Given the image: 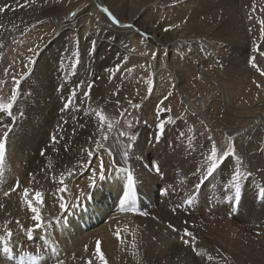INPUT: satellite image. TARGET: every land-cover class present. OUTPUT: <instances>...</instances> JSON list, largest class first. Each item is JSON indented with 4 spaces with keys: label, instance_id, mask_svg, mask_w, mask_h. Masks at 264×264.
I'll return each mask as SVG.
<instances>
[{
    "label": "bare ground",
    "instance_id": "6f19581e",
    "mask_svg": "<svg viewBox=\"0 0 264 264\" xmlns=\"http://www.w3.org/2000/svg\"><path fill=\"white\" fill-rule=\"evenodd\" d=\"M167 1L170 4V10L175 13L176 17L173 20L176 22H183L187 16L185 14L192 13V15L189 14L191 16L187 22L181 23L188 31H183V26H181L178 30L174 29L176 30L175 32H164V28L150 24V22H154L150 17L152 15L149 14L151 13L150 8L152 6L155 7L153 8L155 15L159 14L160 11L158 3H150V0H92L90 6L84 12L77 13L74 20L56 19V17L50 20L52 22L47 26L50 33L47 31L48 34H44L45 39L40 45L38 43L35 44V46L38 44L39 48L36 49L31 57L34 63H28L26 68H23L20 72V76L17 77L21 81V92L13 108V117L10 118L6 114H0V121L11 125V131L6 140L4 174L0 176V236L6 234L5 222L10 221L11 223L7 227L8 230L13 232V237L9 246L14 249L11 261L0 250V264H33V262L26 259L22 260L20 255L23 252L35 255L37 248H40L41 253H44L40 256L38 264H56L57 258L63 260L64 264H81L84 262L85 257L88 260L96 258L95 252L88 253L86 250L87 242L93 243L97 238H105L104 247L109 248L111 240L116 239L114 236L117 231H119L121 236L124 235L119 228L122 224H127V222L131 224L133 220L130 216L114 215L115 208H105L103 221L106 222L90 229L88 233H84L82 227L71 224L74 217H79L87 207L90 210L94 209L93 204L90 203L91 192L93 191L88 187L91 182L90 173L87 175L75 174L67 178L65 180L68 188L67 193H58L57 189L60 187L58 181L62 173L66 174L69 169L73 168L77 170L81 168L79 167L80 164H83V170L85 171L89 167L93 169L97 160L96 157L103 155L104 163H106L105 175L107 179L103 181V184L106 185L108 183L106 185L108 194L114 192L115 196L120 197L119 200H122L123 191L127 190L126 175L128 172L133 174L135 184L137 183L136 186L138 183L142 187L144 185L149 186V181L154 180L156 177L153 174V169L148 167V162L154 154V148L146 151V141L153 140V136H158L159 145L163 146L164 150L171 147L186 148L189 153H193L195 147L199 148L198 139L206 140L204 137L206 135L203 133V129L200 128V122L197 121L196 117L190 118L194 122L196 121V124H198L196 126L179 117L165 126L163 135L158 130H141V135L129 153V157H124L123 162L118 163L117 159L119 158L114 155L109 161V155L103 151L96 156L94 153L91 164L87 163L88 158L84 150L93 148L94 144L88 142L89 136H92L94 141L101 138L96 128L98 121L95 115L92 114L89 102L83 100L81 92L77 93L78 99L74 103L78 104L82 111L77 112L74 108L62 111L63 104L70 95L68 93L71 92L69 90L73 86L72 83L78 81L79 74L85 70L78 64L79 70L81 68L82 70L81 73H78L79 70L77 71V79H74V75L71 77L74 71L72 67L54 64L52 58L54 53L51 48L52 44H55L61 36L67 37L74 33L78 38L79 44L88 43L87 45L91 46L92 51L94 47H102L104 58H101L103 60L101 63L99 61L96 62L95 57L91 59L88 54L85 60L91 61L89 63L92 66L95 77L103 78V73H108L109 70L112 71L115 65L122 61L128 59L127 63L129 64L138 63L144 61L143 57L147 56L153 64L155 77L165 76L167 77L166 81L171 86L174 84L179 88L182 101L193 116H198L207 128L220 129L233 137L236 154L242 161L238 164L234 158L232 160L234 169L240 168L244 164V149L254 145L257 146V141L260 148L257 147L263 149L264 137L262 129L264 128L260 129V122L261 114L264 112V87H256V84L261 85L262 81L260 82L259 80L262 78L259 76V78L255 79L254 71L246 67L249 40L245 35L246 32H244L246 29L244 28L245 30H243L241 26L242 19L239 17L241 25L238 23L235 29L219 28L221 30L218 31L217 25L212 24L214 22L210 20L211 18H203L206 20L203 21L194 16L195 14L199 16L202 10H206V8L209 16L214 14L211 7L207 5L208 3L206 4L207 6L201 9L200 0ZM226 1H233V4L236 3V0ZM23 3L24 0H0V7L8 9L0 12V26H2L0 27V59H3V49L8 40L21 35L27 28L33 27L37 22H40L38 17ZM102 7L107 8L120 21L117 26L112 23L107 28L103 27L104 25L102 24L99 35L93 33L95 35L93 36L91 34L93 23L98 20L100 14L104 13L101 11ZM237 13L239 14V12ZM124 25H131L132 27H124ZM223 37L235 38V43L232 42L233 45H230L232 40L229 42L227 39H221ZM129 40L133 41L138 48L143 47L146 51L152 50V54L155 53L156 58L153 60L151 58L152 54L149 53L142 57H137L135 53H128L125 44L131 43ZM200 46L203 47L202 50ZM232 48H234V51ZM64 68H69V70L65 71ZM144 75L148 77L147 74ZM104 76L107 78V75ZM252 78L254 79L252 80ZM144 81L146 80L140 82L143 84ZM69 82L71 84H67ZM144 86L143 84L141 92L146 96L148 91H146L147 88H144ZM13 87L14 85L11 89ZM172 93V96H176L175 91H172ZM142 106L143 109L141 110L144 115H153L158 107L157 101L153 97L149 101L144 102ZM83 110H87L89 115L85 116ZM215 111H218V115L215 114ZM63 121H68V123L64 124ZM80 123H85L87 126L80 128ZM73 129H75L74 133ZM6 130L0 126V135ZM181 132L184 133V137L180 136ZM52 135L57 136V143L52 142ZM113 141L115 140L113 139ZM117 143H120V141L117 140ZM208 145L207 143L206 150H208L210 155ZM117 146H120V144ZM119 151L123 153L124 149L121 148ZM42 152L44 153L43 155H41ZM246 157L248 164L244 165L246 171L249 169L252 175L262 178L264 187V174L256 170L259 168L256 164L258 155L248 152ZM113 161H115V168H113ZM261 165L260 167H262ZM116 168L119 169V172L115 170ZM194 169L189 167L185 170L188 172L194 171ZM53 177H55V183L53 182ZM76 178L77 180H75ZM17 181H19V188L13 192L12 188ZM96 181L97 184L101 182L99 176ZM77 186L81 187V189L77 190ZM25 187L33 190L30 193V196L33 197L36 190L44 193L45 203L41 208V214L45 227L34 232L33 240H28L26 231L22 232L20 225L16 224V221L19 220L25 230L35 225V222L31 220L32 213L25 204L21 203L22 190ZM149 187L152 188L151 186ZM81 190L85 193L82 197L80 196ZM5 193H8V195H5ZM149 195H151L149 197L150 201L155 202L154 190H151ZM60 196H64L69 205L79 197V209L74 211L72 217L70 216L72 207H69L66 213L59 208ZM95 200L98 202L97 205H99V203L104 201V198L101 194H97ZM251 203L253 206L255 205L254 201ZM33 204L36 206L34 200ZM125 205L127 206V204ZM246 205L248 207L246 210L250 211V204ZM163 211L160 207L159 213L161 216L164 214ZM255 212V214L250 213L248 215H254L253 219L255 220L264 218V210H260L261 213L259 214H257L259 211ZM256 214L263 217H256ZM62 217L67 221L63 223V226L58 223ZM253 219L251 218L250 220L252 221ZM106 223L109 224V228L104 227ZM48 225H51V227ZM254 230L259 229L256 228ZM129 236L126 234L127 238ZM42 237L48 239L51 245L56 248L54 254L50 251L45 253ZM149 242H152L153 249H158L159 247V254L166 259L176 255L178 245L174 241L170 242L166 238L165 241L162 239L158 243L153 242L152 239ZM169 244L170 247L166 249L167 247L165 246ZM19 245H22V247H19ZM100 246L102 247V245ZM90 247L88 246L87 248ZM102 250L104 251L105 249ZM255 250L257 251V249ZM71 252H76V255L73 256L72 253V256H70ZM106 252L107 255L110 254H108V250ZM112 254L114 253H111L109 259H112ZM256 255H260V259L264 260L262 252H256Z\"/></svg>",
    "mask_w": 264,
    "mask_h": 264
},
{
    "label": "rangeland",
    "instance_id": "374dc122",
    "mask_svg": "<svg viewBox=\"0 0 264 264\" xmlns=\"http://www.w3.org/2000/svg\"><path fill=\"white\" fill-rule=\"evenodd\" d=\"M91 2L92 0H35L33 3L31 0H24L23 4L38 17V21L40 22H37L33 27L27 28L21 35L11 38V41L8 40L5 46L3 45V59H0V82H2L0 83V102L7 103L9 101L11 94L10 89L14 85L12 82L13 76L16 75V79H18L17 77L20 76V72L23 68H26L28 57L33 56V52H29L28 49L35 48L36 43L40 45L41 42H43L45 39L44 34L47 35L49 32L47 26L52 22L50 20L55 17L56 19L74 20L76 14L84 12L90 6ZM231 2H225V0H206L205 2V0H200L202 5H200V8L203 9L205 6L209 5L214 14H210L209 16L206 12V8V10H202L199 16L196 14L194 16L203 21H206L203 18H211L210 20L214 22L212 24H216L217 29L226 28L227 30L228 28L235 29L238 23L241 25L239 22L241 18V26L243 30L246 29L244 32H246L245 35L249 40L248 48L250 49L247 51L248 59L246 67L254 71L256 76L255 79H257L260 75L251 67L249 61L251 57H256V63L261 69H264V56H260L256 51L257 45L260 46L261 50H264V39L260 36V25L258 23L259 20L264 19V0H236L235 4H233V1ZM150 3H158V7H160L159 14L156 15L153 9L155 7L152 6L150 8L151 13L149 14L152 15L150 17L154 20V22H150V24L160 28L179 25L178 28H172L171 31L175 32L183 26L181 23L187 22L192 15V13L185 14L187 18L185 17L183 22H176L174 21L176 17L175 13L170 10V4H168L167 0H150ZM230 4L233 6L231 7ZM214 6L218 7L216 8ZM152 9L153 11H151ZM237 12H239V14ZM73 13H75V16L72 15ZM189 14L191 15L189 16ZM249 17H251V19H249ZM118 21H120V19ZM102 24L104 25L103 27L106 28L112 24L107 14H100L98 20H96V22L94 21L91 30L93 36H95L94 34L99 35ZM117 25L118 24H115V26ZM249 29H251V31H249ZM182 30L188 31L185 26L182 27ZM221 39H227L229 42L232 40L231 43H235V38L223 37ZM129 41L131 43L125 44L128 53H135L137 57H142L146 53L152 54V50L146 51L143 47L138 48L133 41ZM231 43L230 45H233V43ZM244 43L246 42L244 41ZM87 44L88 43L84 45L79 44L78 38L74 33H71L67 37L61 36L55 44H52L51 51L54 53L52 57L53 62L58 66L72 67L74 71L71 77L74 75V79H77V71L79 70V66L77 65L79 64L84 68L85 71L82 73V68L79 70L78 73L82 75L79 74L78 81L72 83L73 86L71 89H74L77 93L81 92L82 94L83 91L88 89L89 85H92L90 99L88 100L91 110L92 108L103 110L106 117L113 122V131L108 134L109 140L106 142L103 141L102 138L98 140H101L105 149H111L113 155L119 158L117 159L118 163L124 161L123 153L119 150L121 148L125 150V145L130 142L127 140V136L135 134L138 139L141 135V130H157L156 125L161 120H163L167 126L170 123L169 118L172 122L181 117L186 122H191L196 126L198 125L196 121L194 122V120L190 119L191 117H196L197 121L200 122V128L203 129V133L206 135L204 136L206 140L198 139L199 148L195 147L193 153H189L186 148L179 149L171 147L164 150V147L159 145L160 140L157 138L158 136H153V140L150 139L146 141V151L154 148V154L148 162V167L153 169V174L156 175V177L154 180L149 181V186L152 188L148 185L142 187V185L138 183L139 186H136V202L132 205L127 204V206L124 205L126 206L125 208H122L120 205L121 200H119L120 197L115 196L114 192L108 194L106 188L108 183L104 185L103 181H101L97 184L96 188H91L93 192L90 191L92 195L90 203L93 204L94 209L90 210L89 207H87L79 217H74L71 224L82 227V231L88 233L90 229L96 228L101 223L106 222L103 221L105 218V208H115L113 212L114 215L130 216L133 221H131V224L127 222V224L121 225L119 229L124 235H120V240H118L115 235L114 238L116 237V239L111 240L109 248L104 247L105 238H97L93 243L87 242L88 246H91L90 248L86 246L88 253H94L96 242L100 241L103 247L100 246L101 251L105 255L108 264H264V260L260 259V255H256V252H262L264 254V218H257L258 220H255L253 219L254 215H248L250 213L255 214V211H259L257 213L259 214L261 213L260 210H264V202H261V198L259 197V190L263 187V182L262 178L257 175L251 174L249 177L247 175L249 169L246 171V167L244 166L248 165L246 162L247 153H256V155H258L256 164L259 166L256 170L264 174V147H262L263 149H259L260 146L257 141L256 145L259 148L254 145L250 146L248 149H244V164L240 166L242 178L238 181L242 189V194L238 202L235 198V186L237 181L231 179V177L235 175V169L232 167L233 157H229L225 160L214 176L206 180L199 190L195 189L194 185L203 179V173L208 166L207 156H209V154L208 150H206L207 143L209 144L208 149L211 150L212 143L215 142L218 154H222L228 149L229 143L234 142L233 137L220 129L214 130L207 128L198 116H193L189 108L182 101L179 88L174 84L171 86L169 82L166 81L167 77L165 76L155 77L153 64L147 56L143 57L144 61L138 63L129 64L127 63L128 59L122 61L115 65L111 72L108 71V73H103V78L95 77V73L89 63L91 61H85L87 59V54L91 59L95 57L96 62L99 61L101 63L103 61L101 58H104V51H102L101 46L94 47L92 51L91 46ZM202 48L203 47L200 46L201 50ZM232 50L234 51V48H232ZM96 51L97 53H95ZM73 53H76V55H73ZM234 54L237 55L236 53ZM148 65L151 67H147ZM69 68H64V70L68 71ZM117 69L119 70L117 71ZM6 71L8 72L7 75L5 74ZM144 74H147L148 77ZM104 75H107V78ZM260 78L264 80V77L260 76ZM253 79L254 78H252V80ZM262 79H258L260 82L262 81L261 88L264 87ZM143 80H146L143 83L145 85L144 88L148 89L149 86L153 88L152 93L146 95L148 97L141 92L143 84L140 81ZM67 84H71V82ZM79 85H83V88H80ZM71 89L69 91H71ZM172 91L176 92V96H172ZM169 93H171L170 96L168 95ZM68 94H70V92ZM166 96L167 99H165ZM152 97L157 101L158 107L155 109L153 115H144L141 110L143 109L142 105ZM117 101H119V105H117ZM129 101L133 104H139L141 107L133 109ZM158 108H166L171 111L164 113L161 117H157L156 111ZM124 110L127 111L124 116L121 117L120 113ZM92 114L94 115V112ZM215 114L218 115V111H215ZM261 116L260 129L264 128V112ZM145 121H147V123H145ZM129 123L132 124L131 128L128 127ZM263 131L264 129H262L264 137ZM120 132L126 133V136L120 137ZM209 136L212 138L211 141L208 139ZM113 139L115 141H113ZM137 139L131 142L134 146ZM117 140L120 141V143H117ZM119 144L120 146H117ZM93 148H95V144H93ZM131 150H129V153ZM103 151L104 149L96 151L95 156L99 155V153L101 154ZM108 158L109 161H111L112 158ZM103 160L105 161L104 157ZM99 165L100 160L97 159L93 168L97 173L96 178L99 176ZM260 165L262 167H260ZM157 166L160 169L159 173L155 171ZM189 167L195 168L194 171L187 172L185 169ZM88 169L89 168L85 171L83 167L78 168L76 174L87 175L89 174ZM197 169H200V171L197 172ZM194 172H196V175H193ZM75 180H77V178ZM76 189L79 190L81 187ZM151 190H154L155 202L150 201L149 197L151 195L149 194H151ZM97 194H101L104 198V201L99 203V205H97L98 202L95 200ZM190 197L193 203L189 206L185 201ZM253 201L255 203L254 206L251 203ZM246 204H250V211L246 210V208L248 209ZM177 205H180V207L177 208ZM160 207L164 210L163 216L159 213ZM174 208L177 209L175 212L172 211ZM77 209H79V207H76V209L71 208V217ZM144 213L147 215H144ZM257 214L255 215L256 217H263ZM251 218L253 219L252 221L250 220ZM169 224L177 228L179 232H173L168 227ZM104 227L109 228V224L106 223ZM130 227L133 228L130 229ZM256 228L259 230H254ZM185 229L192 232L195 239L184 236ZM128 230L131 231L129 232ZM257 233H259V235H257ZM126 234L128 236L131 234V236L128 237L129 239L126 237ZM181 237L189 240L188 246L183 243ZM166 238L170 242H176L178 245L175 253L176 255L169 259L162 257L159 254L160 248L153 249L151 245L152 242H149L152 239L153 242L158 243L162 241V239L165 241ZM125 240H129L128 243ZM133 243L135 247H133ZM193 246L202 254L201 256H196L192 250ZM165 247L168 249L170 244ZM89 249L92 251H89ZM102 249L105 250L103 251ZM255 249H257V251ZM107 250L109 251L108 254L110 253L109 255H107ZM72 253L73 256L76 255V252H71L70 256H72ZM111 253L114 254H112V259H109ZM209 256L212 257L211 260L208 259ZM87 260L88 259L85 257L84 262ZM90 260L92 264H100L97 258H92ZM84 262L81 264H84Z\"/></svg>",
    "mask_w": 264,
    "mask_h": 264
},
{
    "label": "snow or ice",
    "instance_id": "6c2138e0",
    "mask_svg": "<svg viewBox=\"0 0 264 264\" xmlns=\"http://www.w3.org/2000/svg\"><path fill=\"white\" fill-rule=\"evenodd\" d=\"M31 2H35V0H31ZM8 9L4 8V7H0V12H4ZM101 11L104 12L105 14H107V16L109 17V19L111 20V22L113 24H119L118 19L112 15V13L107 9L102 7ZM73 16H75V13L72 14ZM249 19H251V17H249ZM259 25H260V36L262 39H264V19H261L258 21ZM2 27V26H0ZM124 27H132L131 25H124ZM179 25H171L169 27H166L163 29L164 32H169L172 30V28H178ZM249 31H251V29H249ZM142 35H146V34H142ZM39 48V45H36L35 48H29L28 51L29 52H33L35 53L36 49ZM256 51L259 53L260 56H264V50H261L260 46L257 45L256 46ZM73 55H76V53H73ZM153 60L156 58L155 57V53L152 54L151 57ZM28 63H34L31 60V57H29L28 59ZM251 67L253 69L256 70L257 73H259V75L261 77H264V69H261V67L256 63V57H251L250 61H249ZM147 67H151L150 65H148ZM119 69H117L118 71ZM111 71V70H109ZM6 75L8 74V72L6 71L5 73ZM13 84L14 87L11 89V94H10V98L9 101L7 103H3L0 102V114H6L8 117H13V108L15 107V104L18 100V95L21 92L20 89V84L21 81L19 79H16L15 76H13ZM2 83V82H0ZM255 83V82H254ZM80 88H83V85H79ZM91 87L92 85L88 86V89L82 92V97L84 101H88L90 99V93H91ZM256 87L259 88L261 87L260 84H256ZM148 93L151 94L153 91V88L151 86L148 87L147 89ZM169 96L171 95V93L168 94ZM78 99L77 97V92L75 90H71L70 95L66 98L65 103L63 104L62 107V111H67L70 109H75V111L80 112L82 111L78 104L74 103V101H76ZM165 99H167V96L165 97ZM129 103L131 104L133 109H137L140 108L141 105L139 104H133L131 101H129ZM162 103V102H161ZM117 105H119V101H117ZM127 110H124L120 113L121 117L124 116L125 112ZM170 109H166V108H158L156 111V115L157 117H161L164 113L166 112H170ZM92 112H94L95 118L98 121V124L96 125L97 128V133L100 135V137L102 138L103 141H108L109 140V133H111L113 131V122L111 120L108 119V117H106V115L104 114L103 110H97V109H92ZM83 114L85 116L89 115V112L87 110H83ZM169 122H171V119L169 118ZM64 124H67L68 121H63ZM145 123H147V121H145ZM0 126H2L3 128L7 129L6 131H4L2 133V135H0V176H2L4 174V163H5V155H6V140L10 134L11 131V125L10 124H5L3 123V121H0ZM87 125L85 123H80L79 127L80 128H85ZM165 122L163 120H161L160 122L157 123L156 128L158 130V132L163 135L164 130H165ZM129 128L132 127V124L129 123L128 125ZM75 132V129H73V133ZM95 135V133H94ZM120 137H125L126 133L124 132H120L119 133ZM181 137H184V133L181 132L180 133ZM137 139V136L135 134L133 135H128L127 136V140L130 141L129 143H127L125 145V150L123 151V156L125 158L129 157V150L134 148V144L131 143L132 141H135ZM208 139L211 141L212 138L209 136ZM51 140L53 143H57V136L56 135H52L51 136ZM88 142L89 143H94L95 144V148H88L85 149L84 151L87 154V163L91 164L93 158H94V153L100 149H104V151L109 155V157L113 156V152L111 151V149H105L104 144L101 142V140H93L92 136H89L88 138ZM44 153L42 152L41 155H43ZM229 157H233L235 158V160L237 161V163H241V158L239 156H237L236 154V149H235V144L234 142H230L228 149L226 151H224L222 154H218L217 151V147L215 142L212 143L211 146V150H210V155L207 157L208 159V166L206 168V171L203 173V179H201L199 182H197L194 187L195 189L199 190L205 183L206 180H208L209 178L213 177L214 174L216 173V171L218 170V168L223 164V162L225 160H227ZM97 159L100 160V165H99V180L100 181H104L106 179V169H105V163L103 160V155L96 157ZM79 167H83V164H80ZM113 168H115V161H113ZM117 172H119V169L116 168L115 169ZM155 171L157 173H159L160 169L157 166L155 168ZM200 169H197V172H199ZM88 172L90 173V184L88 185V187L90 188H96L97 187V181H96V171L93 170L91 167H89ZM76 174V169H69V171L65 174L62 173L60 175L59 178V185L60 187L57 189L58 193H67L68 188L67 185L65 184V180L73 175ZM193 175H196V172L193 173ZM249 177L251 176V173L249 172L247 174ZM241 171L240 168L237 167L235 169V175H233L231 177V179L233 181H237L236 186H235V198L237 200V202L239 201V199L241 198V194H242V189L240 187V184L238 183V181L241 179ZM53 182L55 183V177H53ZM126 182H127V190L123 191V198L120 201L121 207L123 208L125 204L128 205H132L136 202V185H135V181H134V177L133 174L131 172H128L126 175ZM19 188V181L16 182L15 186L12 188V191H16V189ZM33 190H30L29 188H24L22 190V196H21V203L25 204L27 206V209L32 213L31 215V220L35 222L34 227L32 228H28V229H24L23 226L21 225L20 221L17 220L16 224L20 225V229L22 232L26 231V235H27V239L28 240H33L34 239V232H36V230L41 229L43 227H45L44 225V221L42 218V214H41V208L44 206V193L41 191H34V197L30 196V193ZM5 195H8V193H5ZM55 195V194H54ZM85 193L83 190H81L80 192V196H84ZM259 197L261 198V202H264V187H262L259 190ZM60 203H59V208L61 209L62 212H67V209L69 207L72 208H76L79 207L80 204V199L79 197H77L76 201L73 202L71 205H69L66 201V198L64 196H60ZM33 200L36 206H34L33 204ZM185 203H187L189 206L193 203L192 198L190 197L188 200L185 201ZM180 205H177V208H179ZM177 209L174 208L172 211L175 212ZM144 215H147L146 213H144ZM67 221H65L63 219V217L61 218L60 221H58V223H61V226H63V223H66ZM11 223L10 221H6L5 222V235L0 236V250H2L3 255L9 260L11 261L13 259V252L14 249L12 247L9 246L10 241L13 237V232L11 230H8V224ZM49 227H51V225H48ZM168 227L173 231V232H179V230L177 228H175L173 225L169 224ZM257 235H259V233H257ZM117 239L120 240L121 236L119 231H117L116 233ZM184 236L186 237H191L192 239H195V237L193 236V233L188 231L187 229L184 230ZM43 239V247L45 249V253H47L48 251H50L52 254H54L56 252V248L51 245L49 243L48 239H44L43 237L41 238ZM183 243L188 246L189 245V240L188 239H184L183 237H181ZM101 242L97 241L96 242V249H95V253L94 255L96 256V258L100 261V264H108L107 260L105 259V255L103 254V252L101 251ZM19 247H22V245H19ZM133 247H135V244L133 243ZM87 250V249H86ZM193 252L196 254V256H201L202 254L197 251V249L193 246L192 248ZM44 253H41V249L37 248V253L31 254L28 252H23L20 255V258L22 260L26 259L28 261L33 262V264H38L40 256L43 255ZM209 260L212 259L211 256L208 257ZM56 264H64L63 260H60L59 258H57ZM84 264H92L91 260H87L84 262Z\"/></svg>",
    "mask_w": 264,
    "mask_h": 264
}]
</instances>
